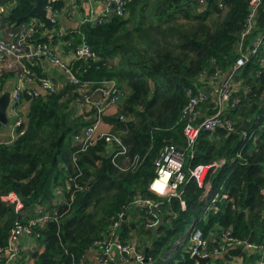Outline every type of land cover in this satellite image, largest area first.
I'll use <instances>...</instances> for the list:
<instances>
[{"label": "trees", "instance_id": "16d2710c", "mask_svg": "<svg viewBox=\"0 0 264 264\" xmlns=\"http://www.w3.org/2000/svg\"><path fill=\"white\" fill-rule=\"evenodd\" d=\"M4 1L8 3L1 17L4 29L32 17L38 21L23 38L26 48L46 42L54 53V44L62 39L72 50L84 41L96 54L95 58H71L70 66L81 80L116 81L121 96L112 112H101L100 120L109 123L108 131L118 135L127 149L115 155L120 145L108 144L103 137L80 149L73 135L94 120L95 109L79 106L77 84L47 55L21 60L36 78H50L57 90L32 95L28 86L21 89L14 108L22 118L16 129L22 132L0 141V249L16 221L27 223L47 213L44 221L32 224L37 245L22 252L13 264H24L26 258H32V264H79L120 210L133 216L121 227L122 239L143 251L148 247V260L142 264H191L187 241L179 239L191 222L214 241L229 230L233 236L262 242L264 0L242 42L249 57L232 76L231 97L239 100L229 102L222 114L232 120L233 129H200L191 153H185L182 192L170 197L149 188L155 176L154 160L165 144L185 149L181 109L187 91L207 85L206 76L217 70L232 69L240 53V31L250 10L249 0H128L124 14L82 21L75 30L62 34L57 33L59 16L55 20L37 13L25 16L36 0ZM40 1L43 8L49 3L56 14L67 3ZM259 35L263 38L251 52L252 41ZM22 66H0V89L23 74ZM213 107L210 99L201 103L199 117L211 113ZM221 157L224 162L207 174L208 187L189 176L188 165ZM153 186L160 188V182L156 180ZM9 191L20 198V208L3 197ZM217 191L226 197L216 199L206 210ZM138 195L158 201L155 210L124 208ZM137 217L142 220V238L135 229ZM149 217L159 218L155 227L144 226ZM237 253H241L239 248H228L218 261ZM2 260L0 254V264ZM252 260L253 256H246V264Z\"/></svg>", "mask_w": 264, "mask_h": 264}, {"label": "built area", "instance_id": "2783aa9c", "mask_svg": "<svg viewBox=\"0 0 264 264\" xmlns=\"http://www.w3.org/2000/svg\"><path fill=\"white\" fill-rule=\"evenodd\" d=\"M74 3L81 2L82 0H70ZM101 5H98L96 14L89 13L83 15L80 18V22L86 20L100 21L102 18H107L110 14L122 15L125 13L126 3L128 0H100ZM260 0H249V13L244 23V28L240 31V47L239 54L235 59L232 69L219 72H213L208 78L207 85H201L195 90L187 91V100L181 109V118L183 119V134L186 140L185 149H178L174 144H165L160 155L154 160L155 176L149 183V188L156 192L158 195L163 196H178L181 194L183 182L186 179V172L183 169L185 165V153L194 146L200 129L211 130L215 127H223L228 130L233 129V122L229 118L222 116L227 104L237 102L238 96H232L233 93V81L232 76L235 69L241 66L249 57L247 50L242 48V42L245 36L251 31L253 27V17L256 13ZM8 3L4 0H0V66L5 68L22 66L21 60L23 58H29L33 56L47 55L53 65L60 67L67 78L77 84V90L80 97H77V101L80 107H93L96 112L94 120L85 126L81 132H76L73 137L74 140L79 142L80 149H86L88 145L93 143L97 138L103 137L108 144L115 143L120 145L117 150L114 149V154L126 153L127 149L122 143L118 135L111 133L108 130L97 131L98 122L101 119V112L105 110L107 106L117 102L119 97L118 86L116 81L112 78L103 80H81L79 76L73 72L70 64L72 60H65L59 55H55L51 50V47L46 42H38L36 44H28L27 48L24 44L26 35H30L34 28V25L38 22L34 17L30 18L26 22H22L15 27L4 29L1 23V17L5 11V7ZM46 15L50 20H55L56 13L51 10V5L48 3L45 5ZM62 10H65L62 9ZM68 16H71V9H66ZM263 35H259L252 41L253 46L250 48L251 52H255L257 46L260 44ZM95 58L96 54L90 49L86 42L82 41L77 44L73 50V59L82 58ZM5 59V60H2ZM24 71L22 75L16 77L15 83L9 88V104L7 107V113L15 112L16 117L11 134V140L16 138L22 130H17V125L21 122L20 116L17 110L14 108L16 101L19 99L20 90L25 86H28L27 92L32 95H37L41 92H54L57 90V86L48 77L36 78L35 75L30 73L29 69L22 66ZM8 86V85H7ZM7 86L5 89H7ZM0 89V94L5 90ZM8 90V89H7ZM210 99L214 103V110L203 117L200 116V105L204 101ZM113 154V155H114ZM134 160H137L135 158ZM224 162V158H215L212 161L206 163H197L193 166L188 165L187 170L189 176L193 177L199 186H209V182L206 180L209 171L217 168ZM160 182V188L154 187L155 181ZM56 192L59 191V187L55 188ZM264 194V190L262 191ZM226 197V194H220L219 191L215 192L210 198L208 207L213 206V202L220 198ZM5 199L13 202L15 208H20L22 202L14 191L7 192L4 196ZM158 201L153 200L146 196H134L133 199L124 208H130L132 206L148 207L155 210ZM126 215V222L128 221V215L125 210H120L117 216L108 224L103 232V236L94 241V244L82 255L79 264H112L115 259V253L122 257L126 264H142L144 261L145 251L136 247L131 242H126L121 237V221L122 216ZM47 217V213L42 214L36 219H32L27 223L16 221V223L10 228L7 243L0 249V254H3V260L1 264H13L15 260L24 251L33 250L25 248L19 243V238L24 234H32V224L34 221H44ZM159 222V218H147L143 222L145 227H155ZM184 235H188V240L184 239ZM181 243L187 241L188 248L186 249L191 257H193L191 264H246V256H253L251 264H264V237L262 242H252L246 238L233 236L229 230L224 231L221 237L214 241V238L205 236L202 229L193 226L192 222L189 223L188 228L184 234L179 238ZM228 248H239L241 253L227 255L225 260L219 262V258L225 256ZM93 251L94 260L88 258V252ZM196 256L200 258H206L204 262H201Z\"/></svg>", "mask_w": 264, "mask_h": 264}, {"label": "crops", "instance_id": "0c3cea01", "mask_svg": "<svg viewBox=\"0 0 264 264\" xmlns=\"http://www.w3.org/2000/svg\"><path fill=\"white\" fill-rule=\"evenodd\" d=\"M98 5H101V1L100 0H82L81 2H77L74 3L70 0H67L66 3V8L65 10H62L60 12H57V16H59L58 18L60 19V27H59V31H57V33H65V32H69V31H73L76 29L77 24L80 23V18L83 15H87L89 13L92 12V14H96L97 13V8ZM66 9H71V16H68L66 13ZM67 42L68 41H64L62 39H58L56 41V43L54 44V54L55 55H59L62 58H64L65 60H70L73 54V50L72 48L67 47ZM53 67V65H50L49 67ZM55 75L58 74L57 70H54ZM16 76L14 77V79L9 82L7 85V89L9 90V88L15 83L16 81ZM25 106V102L22 103L21 109H23ZM115 109L114 107V103L110 104L109 106H107L105 108V110L107 112H112ZM13 114L14 116L16 115V111L15 112H8V118L12 117L13 118ZM15 120V117H14ZM9 121V119H8ZM9 125V124H8ZM109 123L105 120H100L98 122L97 125V131H105L109 129ZM13 123H11V126L9 128H3V126H0V141H9L11 138V134L13 131ZM8 133V135L6 134ZM133 223V222H132ZM23 237V235L21 236ZM20 237V238H21ZM20 243V241H19ZM21 244V243H20ZM22 245V244H21ZM37 244H34L32 246H26L23 245L25 248H28L27 250H29L30 248L35 247ZM28 252V251H27ZM28 255V253H27ZM88 258L90 260H94V253L93 251H89L88 252ZM24 264H32V258H26ZM112 264H126V262L122 259L121 256H119L117 253H115V259H113V263Z\"/></svg>", "mask_w": 264, "mask_h": 264}, {"label": "water", "instance_id": "95a60500", "mask_svg": "<svg viewBox=\"0 0 264 264\" xmlns=\"http://www.w3.org/2000/svg\"><path fill=\"white\" fill-rule=\"evenodd\" d=\"M2 1V0H1ZM39 14L41 16H45L46 15V9L43 8L41 1L40 0H36V3L34 4V6L31 8V10L25 15L26 17L32 14ZM9 90H4L1 94H0V126L3 124H7L8 123V113H7V107L9 104ZM16 117V116H14ZM126 224V215L122 216V221H121V227H124V225ZM147 249L148 247L146 246L144 251V261L148 260V254H147ZM201 262H204L206 260V258H200L198 256H196Z\"/></svg>", "mask_w": 264, "mask_h": 264}, {"label": "rangeland", "instance_id": "374dc122", "mask_svg": "<svg viewBox=\"0 0 264 264\" xmlns=\"http://www.w3.org/2000/svg\"><path fill=\"white\" fill-rule=\"evenodd\" d=\"M21 110L24 111V108L21 109ZM19 116H20V120H22L21 115H19ZM14 122H15V120H14V114H13V118L10 117L8 123L7 124H3L2 126H3V128H9L11 126V123H13V126H14ZM6 134L8 135V133H6ZM132 218H133L132 214H129L128 221H130ZM135 221H136V228L135 229L138 232L137 235L139 237H141V235H142V233H141V228H142V223L141 222H142V220L139 217H137L135 219ZM19 241H20V243L22 245H26V246H28V245L32 246L34 244H37L36 238L33 235H28L26 233L23 234V237L19 238Z\"/></svg>", "mask_w": 264, "mask_h": 264}, {"label": "clouds", "instance_id": "9594fccd", "mask_svg": "<svg viewBox=\"0 0 264 264\" xmlns=\"http://www.w3.org/2000/svg\"><path fill=\"white\" fill-rule=\"evenodd\" d=\"M74 50V49H73ZM71 60V59H70ZM5 90H7V89H5ZM11 140V139H10Z\"/></svg>", "mask_w": 264, "mask_h": 264}]
</instances>
